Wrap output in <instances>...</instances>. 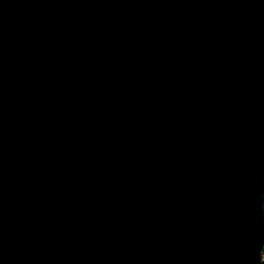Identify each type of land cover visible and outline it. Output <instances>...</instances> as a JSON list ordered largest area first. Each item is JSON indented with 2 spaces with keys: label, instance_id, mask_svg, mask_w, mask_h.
Listing matches in <instances>:
<instances>
[{
  "label": "water",
  "instance_id": "1",
  "mask_svg": "<svg viewBox=\"0 0 264 264\" xmlns=\"http://www.w3.org/2000/svg\"><path fill=\"white\" fill-rule=\"evenodd\" d=\"M263 248L264 0H0V264Z\"/></svg>",
  "mask_w": 264,
  "mask_h": 264
},
{
  "label": "bare ground",
  "instance_id": "2",
  "mask_svg": "<svg viewBox=\"0 0 264 264\" xmlns=\"http://www.w3.org/2000/svg\"><path fill=\"white\" fill-rule=\"evenodd\" d=\"M262 251H264V248ZM262 260H263V264H264V253H262Z\"/></svg>",
  "mask_w": 264,
  "mask_h": 264
},
{
  "label": "clouds",
  "instance_id": "3",
  "mask_svg": "<svg viewBox=\"0 0 264 264\" xmlns=\"http://www.w3.org/2000/svg\"><path fill=\"white\" fill-rule=\"evenodd\" d=\"M262 253H264V251H261V254H262ZM261 254H260V255H261Z\"/></svg>",
  "mask_w": 264,
  "mask_h": 264
}]
</instances>
